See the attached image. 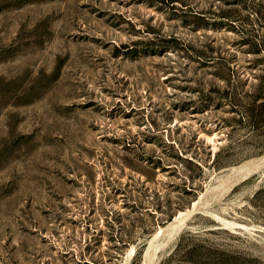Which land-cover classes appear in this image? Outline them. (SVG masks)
Segmentation results:
<instances>
[{
    "label": "rangeland",
    "instance_id": "1",
    "mask_svg": "<svg viewBox=\"0 0 264 264\" xmlns=\"http://www.w3.org/2000/svg\"><path fill=\"white\" fill-rule=\"evenodd\" d=\"M263 157L264 0H0V264H264Z\"/></svg>",
    "mask_w": 264,
    "mask_h": 264
},
{
    "label": "bare ground",
    "instance_id": "2",
    "mask_svg": "<svg viewBox=\"0 0 264 264\" xmlns=\"http://www.w3.org/2000/svg\"><path fill=\"white\" fill-rule=\"evenodd\" d=\"M263 162H264V157L261 158V159L259 158V160H256L255 162H251V163L248 162V163H249V164L247 165L248 168L245 169V170L247 171V174H249L250 172L252 173V171L254 172V170L257 169L258 167H260V165H261ZM244 166H245V165H244ZM261 166H262V165H261ZM240 167H241V166H240ZM244 168H245V167L242 166V169H244ZM237 169H241V168L238 167ZM237 171H238V170H237ZM255 171H256V170H255ZM241 174H243V173H241ZM234 175H236V174H234ZM245 175H246V172H245ZM247 176H248V175H247ZM235 177H236V176H235ZM238 177H240V176H238ZM230 178H231V177H230ZM242 178H243V177H242ZM242 178H241V179H242ZM233 179H235V178H233ZM236 179H237V178H236ZM245 179H246V178H245ZM231 181H233V180H231ZM237 181H238V180H237ZM236 183H237V182H236ZM233 185H234V184H233ZM192 213H193V212H192ZM171 228H172V227H171ZM175 228H176V227H175ZM175 228H174V229H175ZM171 230H172V229H171ZM169 231H170V230H169ZM168 233H169V232H168ZM170 234H171V233H170ZM172 235H173V234H172ZM172 235H171V237H173ZM171 237H169V238H171ZM172 239H173V238H172ZM172 239H171V240H172ZM152 250H155V249H152ZM151 252H152V251H150V255H151ZM154 253H155V252H154ZM152 254H153V253H152ZM150 255H148V257H149ZM154 255H155V254H154ZM152 256H153V255H152ZM152 256H150V258H151ZM147 259H148V258H147ZM151 259H152V258H151ZM148 260H149V259H148ZM153 260H154V259L151 260L152 263L154 262ZM151 261H150V262H151ZM147 262H148V261H147Z\"/></svg>",
    "mask_w": 264,
    "mask_h": 264
}]
</instances>
